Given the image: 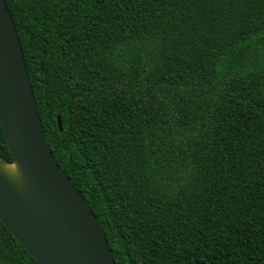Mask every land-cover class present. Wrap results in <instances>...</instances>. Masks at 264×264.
<instances>
[{"label":"trees","instance_id":"16d2710c","mask_svg":"<svg viewBox=\"0 0 264 264\" xmlns=\"http://www.w3.org/2000/svg\"><path fill=\"white\" fill-rule=\"evenodd\" d=\"M3 1L114 264H264V0ZM0 264H36L1 223Z\"/></svg>","mask_w":264,"mask_h":264},{"label":"water","instance_id":"95a60500","mask_svg":"<svg viewBox=\"0 0 264 264\" xmlns=\"http://www.w3.org/2000/svg\"><path fill=\"white\" fill-rule=\"evenodd\" d=\"M57 129L61 124L56 117ZM0 223L36 264H114L102 229L44 141L12 19L0 0Z\"/></svg>","mask_w":264,"mask_h":264}]
</instances>
